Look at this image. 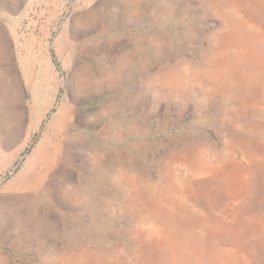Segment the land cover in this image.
Returning <instances> with one entry per match:
<instances>
[{
  "label": "rangeland",
  "instance_id": "374dc122",
  "mask_svg": "<svg viewBox=\"0 0 264 264\" xmlns=\"http://www.w3.org/2000/svg\"><path fill=\"white\" fill-rule=\"evenodd\" d=\"M247 15L259 78L264 0H0V264L116 262L144 227L115 204L135 202L137 174L156 191L172 183L165 206L202 205L216 225L198 230L202 246L210 236L228 259L264 264V85L244 113L203 84L219 38ZM173 70L184 79L165 94ZM191 163L227 166L210 180Z\"/></svg>",
  "mask_w": 264,
  "mask_h": 264
},
{
  "label": "bare ground",
  "instance_id": "6f19581e",
  "mask_svg": "<svg viewBox=\"0 0 264 264\" xmlns=\"http://www.w3.org/2000/svg\"><path fill=\"white\" fill-rule=\"evenodd\" d=\"M207 1L211 4H216L218 9L224 4L236 6V4L242 2V0ZM248 13H251L250 10H248ZM250 16L247 15L245 20L236 25H231L221 35L218 40L217 51L207 60L205 65L206 78L203 83L206 86L207 84L211 85L212 89L219 90L228 98L234 99L244 113H248L249 109H251L249 106L253 98L251 95L255 92L253 85L256 84L259 87L260 84L264 85V76L256 77L262 63L259 60L260 56L256 52V40H253V36H250L245 28V25L250 23L247 19L253 18V16ZM253 20L255 21V18ZM232 49L235 50L236 54L233 58L226 54L227 51ZM183 79L184 74L182 71L177 72L173 70L168 72L163 76V81L170 84V89L162 91L165 94L176 91ZM259 90L264 92V87ZM251 128L260 130L263 126L261 124H251ZM58 142L57 140L56 144ZM43 143L45 142H42L39 148L35 150L34 155L39 153L40 148L43 147ZM238 143L245 146V148H259V146L253 144L250 137H245ZM97 157L96 155L95 158ZM191 164L189 169L194 171V174L202 175L203 171L209 175L210 180L218 179L222 174V170L227 166V164H223L222 166H211L202 169L200 165ZM34 165L35 163L31 159L27 163L28 168ZM97 170H101L100 161ZM230 177L232 184L240 191L245 187L244 181L240 179L239 175L233 176L231 174ZM167 183V181L159 182L157 186L159 190L157 189L156 191L153 188L147 187L144 177L137 174L136 178L131 180L132 185L130 186L135 202L127 204L125 200H115L116 206L121 207L125 214L133 212L135 218L143 222L145 228L151 230V234L147 236L144 227H142L135 233L134 239L127 246L123 247L121 243L115 246L114 249L118 250L120 257L112 264H239L237 258L235 260L230 258V260L223 254H219L220 252L217 251V247L221 240H217L212 244L213 238L209 236L203 242V246L202 240L199 239L198 241L199 229L216 226L212 222L211 216L202 211V205L185 196H180L179 204L171 203V205L168 202L167 207L160 202L159 196L165 195L173 189L172 183L170 181ZM21 227L24 228V225H21ZM23 231L25 234L27 233L26 230ZM221 238L227 239V237ZM97 253L84 252L79 258V262L75 264H107L100 258L104 256L99 255L100 257H98Z\"/></svg>",
  "mask_w": 264,
  "mask_h": 264
}]
</instances>
